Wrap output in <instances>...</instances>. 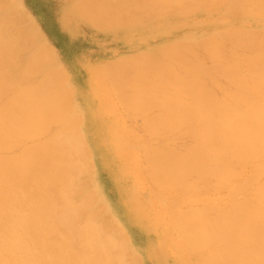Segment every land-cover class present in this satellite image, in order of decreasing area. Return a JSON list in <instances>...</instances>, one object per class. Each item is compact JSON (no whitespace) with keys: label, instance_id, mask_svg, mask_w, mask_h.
Segmentation results:
<instances>
[{"label":"bare ground","instance_id":"1","mask_svg":"<svg viewBox=\"0 0 264 264\" xmlns=\"http://www.w3.org/2000/svg\"><path fill=\"white\" fill-rule=\"evenodd\" d=\"M219 1L240 4L245 0H119L115 4L81 0L75 10L96 26L110 28L139 22L151 11L163 13L171 4L175 12L176 6L184 12L189 2L197 8ZM261 2L264 0L256 5ZM16 12L0 16V99L11 91L17 95L16 99L14 94L7 95L3 101L11 100L7 105L0 103V264H131L125 262L122 246L125 238L133 241L132 235L109 201L105 202L121 226L111 228L103 219L100 223L97 210L87 214L91 217L84 220L85 225L79 223L85 207L92 208L97 202L96 195L79 206L72 201L82 181L85 186L92 180L89 176L86 182L81 174L88 170L89 162L83 160H89L92 152L84 134L85 114L71 108L68 93L61 89L64 70L47 67L53 58L48 46L33 48L29 58L21 59L20 53L33 41L28 43L26 32L14 20ZM14 27L18 29L15 34H6ZM243 29L228 27L227 33L197 43L181 41L105 66L110 67L104 75L111 79L107 81L111 89L120 93V105L122 101L126 109H135H127L129 113H139L145 120V131L142 129L151 144L146 146L144 158L154 186L152 202L161 204L158 195L175 188L185 193L196 191L203 197L214 189L230 192L224 209L219 201L207 199L208 204L184 211L175 200L166 204L172 207L171 212L167 209L162 213L171 218L193 253L205 255L204 264H264V31ZM20 34L29 41L22 39L25 42L20 43ZM21 66L19 80H39L37 85L18 87L20 82L13 76ZM38 73L44 75L41 81L35 76ZM55 88L60 91H52ZM69 118L72 123L63 124ZM56 123L63 124L58 131L33 143L50 134L51 125ZM112 133L115 137L111 142L105 137L102 141L107 146L110 142L109 149L124 158V125L119 124ZM27 139L33 144H27ZM79 169H83L81 173ZM78 174L84 177L81 184ZM134 189L140 190L137 186ZM132 200L127 202L130 211L146 222Z\"/></svg>","mask_w":264,"mask_h":264},{"label":"rangeland","instance_id":"2","mask_svg":"<svg viewBox=\"0 0 264 264\" xmlns=\"http://www.w3.org/2000/svg\"><path fill=\"white\" fill-rule=\"evenodd\" d=\"M0 1V5L3 9H6L3 10L0 7V12L2 11L0 16L4 13L6 15L8 13H6V11L8 10L13 14L16 12V9H19V13L16 12L17 14H15V17L13 15L12 17H14V20L18 21L15 22L20 24L19 27L21 26L22 30L26 32L21 31V33H25V35L29 37L30 41L25 37L26 40L29 41L28 43L33 41L32 45L28 44L30 47H27L29 48L28 50L26 48L23 54L20 53L21 59L25 61L29 58L28 55L33 48H40L42 45L48 46L51 49L50 58L53 57L54 59L49 58L52 60V64L47 67H57L64 70L66 79L60 83L61 89L68 93L71 99V108L81 110L85 114L86 126L84 134L90 140L91 144L88 141V145L91 146L89 147L93 154L91 152L90 158H88L89 160L86 159L83 160V162L88 161L92 164L89 166V163L88 165L85 163L86 166H88V170L85 169V172H83L82 170L87 167L82 166L83 169H79V173L82 171L81 174H85L83 176H85L86 182L89 180V176L92 180L85 183V186L89 185V189L86 187L84 190L85 180H81L84 177L80 178L82 175H77L78 181L80 180L79 183L81 184L83 182V184H81L83 186L78 188V196L74 193L77 197H73L72 195V201L79 206L85 199H88V197L92 199L93 196L96 195L95 201L97 202L95 205L93 203V207H90L91 209L89 207H85L87 210L85 208V210L82 209L83 211L80 215L84 213V216L82 215L79 221L81 226L86 224V219H88V217L90 219L91 216H87V214H92L94 210L100 212L98 221L102 223L103 219L104 222L106 221L105 225L109 222L108 226L112 224L111 228L121 226L122 222L131 233L133 241L136 244L135 247L132 240L125 238L124 246H122L124 250V252L122 251L124 260L131 264H138V260L142 262H139L141 264H200V262L204 264V260L206 261L205 255L196 252L193 253L189 244L185 243L182 234L175 229L172 224L173 222H170L171 218H169V216H164L162 213H167L168 210L170 213L172 207L168 205L175 200L184 211L192 210L198 205L208 204L207 199L219 201V207L221 206L222 209H224L228 205L230 192L227 189L218 191L214 189L208 191V194H204L203 197L201 193L196 191L185 193L175 188L164 191L158 195L159 203L162 200L161 204H154L152 202L154 186L152 181L148 178V171L146 170L147 157L144 158V156H146L144 155L146 153V146L151 144V142H149L150 139L147 138V132H144L143 123H145V120L143 121V119H141L143 117H141L139 113L140 116L133 117L135 114L138 115L136 112L133 113L135 109L127 107L129 110H133V112L129 113L124 105H122V101V106L120 105L118 98L120 97V93L113 91V87L111 89V83L107 82L111 79L107 77V75H104L107 68L105 66H109L107 64H111L123 58H131L146 53L152 54L168 46L172 47V45L176 43H183L181 41H192L197 43L202 41L205 37L227 33L226 28L228 27L236 26L245 28L243 30L263 32L264 3L261 2L256 5L259 0H245L240 4H232L229 1H219L213 3L211 6L198 5V7L195 8V6L189 2L192 6L187 3L186 11L184 12L180 7V9H178V6L173 5L174 7L176 6L178 10L175 12V10L171 8V4L168 10L163 13L159 12L160 15L158 11H155V13L151 11V14L145 15L141 18L142 20L140 19L139 22L137 21L138 23H130L131 25L124 24L126 27L113 26L110 28H100L86 17L76 13V6L81 0ZM110 1L114 2V4L119 2V0ZM135 1L142 3L144 0ZM186 1L188 2L189 0H185V3ZM153 3L154 1H152L150 5ZM10 8H14L15 12L12 9L10 10ZM10 12L8 14H10ZM165 12L170 13L166 14ZM15 28L16 27L12 28V30ZM8 29L9 32L7 30L6 34L8 33L10 35L13 34L12 32L15 34L18 30L15 29V31H12L10 28ZM23 34H20V36H22L19 40L20 43L26 41ZM202 49L203 48H200V50ZM200 52L205 60L209 62L205 52H203V50ZM48 55L49 54H47V57ZM17 68V72L13 69V71L17 73L13 72V77L14 80L20 82V84H18L20 85L18 86L19 88L26 87L27 83L31 86L37 85L36 82L38 83L39 80H35L36 77L40 79L43 75L41 73L35 75L36 77L34 76V79L32 78V80H35V83L30 81L31 79H29V81H25L23 78V80H19L21 79L19 77L22 75L21 71L23 67ZM109 68L110 67L107 69ZM18 70L20 71V76L18 75ZM15 74L17 76H15ZM50 79L53 80L52 78ZM41 80L42 78L40 81ZM18 81L14 82L18 83ZM21 84L25 86H21ZM58 89L60 88H55L56 91H52L59 92L60 90ZM8 93L1 97V104L7 105V103H10L11 100L3 102L6 101L7 95L12 96L14 94L12 97L16 99L17 95L15 92L12 93L11 91ZM4 97L5 100H2ZM3 106L4 105H2V107ZM142 116L144 115L142 114ZM64 123H72L71 118H69L68 121L63 120V124ZM63 124L56 123L51 125L50 134H43L44 138L41 135L38 139L32 140L33 143L34 141H45V138H49L53 133L58 131ZM119 124L124 125V144H122L124 147V158H119L114 150L111 151V149H109L112 145L110 142L115 137L112 130L116 129ZM80 128L81 125L79 129ZM129 129L130 132L133 130L136 132L135 135L140 137L139 140L135 138L134 132L133 134L128 132ZM104 137L106 140L110 141L107 143L109 147L102 141ZM132 137L136 139V142ZM142 137L143 141H140ZM181 140H178V143H182ZM27 141L29 142H26L27 144H33L30 139H27ZM144 144L146 145L144 146ZM8 154L9 153H7V155ZM113 155L116 159L113 158ZM81 161L79 163L84 165ZM120 172L125 175L126 178H123ZM134 186H137V190L140 189L142 194L140 190L136 191ZM98 187L102 193L99 192ZM132 188L134 189V200H132L134 196L131 195ZM79 189H81L82 192H79ZM79 193L81 194L79 195ZM91 194L92 196L90 197ZM97 197L104 200L103 203L99 198L97 199ZM129 199L132 200L133 205L137 209H140L147 223L140 221L137 219L136 215L132 214L130 208L127 206ZM105 201H109L112 204L113 210L119 216L121 222L110 209L111 207L107 204L108 202L106 203ZM216 205L217 202L215 206ZM100 207L103 208L101 209ZM110 215L112 216L111 218ZM116 236L117 235L114 234V239H116ZM134 257L139 259L135 262Z\"/></svg>","mask_w":264,"mask_h":264}]
</instances>
